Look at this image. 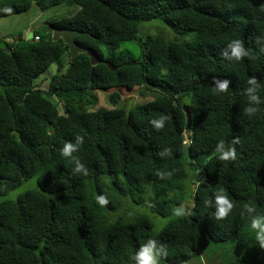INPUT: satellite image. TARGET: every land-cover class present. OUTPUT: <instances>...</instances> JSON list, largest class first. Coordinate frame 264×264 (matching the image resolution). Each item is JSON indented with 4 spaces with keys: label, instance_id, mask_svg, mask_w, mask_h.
Here are the masks:
<instances>
[{
    "label": "trees",
    "instance_id": "trees-1",
    "mask_svg": "<svg viewBox=\"0 0 264 264\" xmlns=\"http://www.w3.org/2000/svg\"><path fill=\"white\" fill-rule=\"evenodd\" d=\"M33 6L76 8L50 27L78 31L75 42L99 63L70 58L51 33L0 48V197L37 180L0 204V264H135L130 255L150 238L167 251L161 264H264L245 211L264 213V102L249 114L245 95L254 79L264 100V0H0V18ZM153 20L179 36L196 33L198 43L140 35ZM233 39L249 52L239 63L227 58ZM127 42L137 59L117 52ZM64 53L69 67L41 89L36 78ZM216 81H228V93L213 95ZM133 90L158 95L126 110ZM104 91L110 106L95 109ZM220 141L235 160L215 158ZM65 143L79 171L61 155ZM220 189L234 205L222 220L214 216ZM124 201L131 207L112 219ZM141 202L172 216L158 232L133 211Z\"/></svg>",
    "mask_w": 264,
    "mask_h": 264
},
{
    "label": "rangeland",
    "instance_id": "rangeland-1",
    "mask_svg": "<svg viewBox=\"0 0 264 264\" xmlns=\"http://www.w3.org/2000/svg\"><path fill=\"white\" fill-rule=\"evenodd\" d=\"M76 8L67 9L66 7H57L53 8L47 12H41L37 6H33L26 12H22L16 15H10L4 18H0V41L8 43V41L15 42L19 35H25V30H30L31 33L36 32L41 36H48L51 33L53 35V29H51L50 24L60 23V18L67 17L75 12ZM164 33H169L173 37L171 40L175 39L178 42H184L193 46H196L198 43L196 33H188L185 36H179L174 34L166 25H164L159 20H153L149 22H144L140 25V35L145 36H154V35H162L165 37ZM52 37V36H51ZM166 38V37H165ZM26 43H33L32 40H27L24 38ZM55 42V41H54ZM12 44L8 46V49H11ZM129 51V56L133 59H137L139 56V50L137 45L131 42H127L121 45L120 50L117 52ZM67 62V54L64 53L56 62L50 65L45 71H43L35 80L36 84H39L40 88L45 90L50 76L56 74L57 69L62 66V68L66 65ZM97 97V107L105 108L109 107L108 95L109 92H96L94 94ZM156 92L148 93L147 91H142V93H138L137 90H133L124 95L123 106L127 110L131 105L141 104L143 101L152 100L157 97ZM61 103H59V109L61 112ZM184 105H188V101L185 102ZM91 109V108H89ZM186 141V140H185ZM37 189V180L36 176L23 181L18 187L14 190L10 191L5 196L0 197V204L5 201H15L16 198L27 191ZM149 196V195H148ZM148 201V199H147ZM189 203L186 201V204ZM131 207V203L124 201L123 206L119 208L117 213L112 214V219H115L117 215H125L128 208ZM132 209L135 214H147L151 217L153 221V231L158 232L163 225L172 217V216H162L161 213L152 212L147 206L141 202L138 205L133 204ZM130 216V215H129ZM128 216V218H130ZM127 217V216H126ZM111 218V214H110Z\"/></svg>",
    "mask_w": 264,
    "mask_h": 264
},
{
    "label": "clouds",
    "instance_id": "clouds-1",
    "mask_svg": "<svg viewBox=\"0 0 264 264\" xmlns=\"http://www.w3.org/2000/svg\"><path fill=\"white\" fill-rule=\"evenodd\" d=\"M34 33L35 32L31 33L32 38L30 40H32L33 42H37L34 40V38L38 36L35 35ZM20 38L24 40L22 38V35H20ZM3 43L5 44V48H6V45H10L5 42ZM11 47L13 48V45H11ZM228 49L230 50V56H227V58L230 60H233L236 63H239L242 60V58L249 56V52L248 50L245 49L241 39L231 40L228 44ZM60 72H59V75H60ZM248 84L250 86L245 90V95L247 96L250 102L249 107L247 108V112L249 114H253L258 110L257 106L260 105L262 102H264V100H262L261 96L259 95V92L261 90V85L258 84L254 79H250L248 81ZM209 90L211 91L213 95H220V94L228 93V81H216L215 87H212ZM58 106H59V103H58ZM62 106L63 105H61V108ZM183 106H188V105H183ZM163 119L164 118H161L158 121H153V123L157 127H162ZM217 147H218V150L215 152L216 159L223 160V161L236 159L235 151L231 148L226 149L224 147L223 141H220ZM74 151L75 149L71 144L65 143L63 148L60 150V153L66 159L75 162L77 164L76 170L79 171L82 166L79 164V159L77 158V156L73 155ZM99 203L103 204L104 201H100ZM233 207H234L233 202L228 198L225 192L222 189L217 190L215 193V209H216L214 213L215 218L222 220L223 218L227 217L232 212ZM245 211L248 217L249 232L254 237L256 245L260 249H264V213L259 212L255 206H247V205L245 206ZM175 214L177 216H181L184 214V210L178 209L176 210ZM166 254H167V251L164 248V246L162 245L158 246L156 242L152 238H150L140 244L138 249L130 255V260L134 261L135 264H161L160 257Z\"/></svg>",
    "mask_w": 264,
    "mask_h": 264
},
{
    "label": "water",
    "instance_id": "water-1",
    "mask_svg": "<svg viewBox=\"0 0 264 264\" xmlns=\"http://www.w3.org/2000/svg\"><path fill=\"white\" fill-rule=\"evenodd\" d=\"M79 35V32L76 30H72V29H66V28H55L53 29V35H52V40L53 41H57L58 39H61L64 44H66L69 47V51H70V58H74L76 55L78 54H86L90 60H91V64L94 66L97 63H99V60L88 50H86L84 47L79 46L76 42H75V38L76 36ZM32 38V34L29 33V35L27 36V40H30ZM142 43H143V48L145 47V38L141 39ZM0 48L4 49L5 48V44L3 42L0 43ZM143 55L140 56V61H143ZM104 64L106 66H108L110 68V70L114 71L115 67L112 66V64H110L109 62H104ZM69 67V64H67L65 66V68L60 72V74H62L67 68ZM183 112L185 114V118H186V129L188 130L190 128L191 125V111L190 108L188 106H183L182 107ZM200 172V169H199Z\"/></svg>",
    "mask_w": 264,
    "mask_h": 264
},
{
    "label": "crops",
    "instance_id": "crops-1",
    "mask_svg": "<svg viewBox=\"0 0 264 264\" xmlns=\"http://www.w3.org/2000/svg\"><path fill=\"white\" fill-rule=\"evenodd\" d=\"M24 33H25V35H22V38L24 36V38L27 39V36L30 33V30L26 29ZM8 44H12L14 46L15 45V42L14 41L13 42L8 41Z\"/></svg>",
    "mask_w": 264,
    "mask_h": 264
},
{
    "label": "built area",
    "instance_id": "built-area-1",
    "mask_svg": "<svg viewBox=\"0 0 264 264\" xmlns=\"http://www.w3.org/2000/svg\"><path fill=\"white\" fill-rule=\"evenodd\" d=\"M34 40H35V41H38L39 39H38V37H35Z\"/></svg>",
    "mask_w": 264,
    "mask_h": 264
}]
</instances>
